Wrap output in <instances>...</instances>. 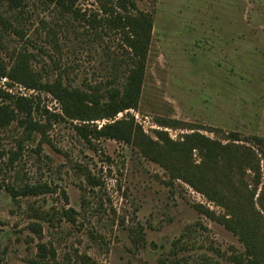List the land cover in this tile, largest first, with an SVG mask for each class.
<instances>
[{
  "label": "rangeland",
  "instance_id": "obj_1",
  "mask_svg": "<svg viewBox=\"0 0 264 264\" xmlns=\"http://www.w3.org/2000/svg\"><path fill=\"white\" fill-rule=\"evenodd\" d=\"M102 4L0 0V114L15 118L0 129V152L8 154L0 264H34L40 244L55 253L51 264H238L239 237L202 208L224 210L171 180L132 140L136 127L154 140L156 131L173 141L190 133L161 127L165 119L204 128L212 139L264 138V0H129L128 14L152 27L137 107L109 120H69L52 84L105 96L136 68ZM115 4L108 6L127 14ZM20 121L44 126L46 137L35 134L20 149ZM25 185L50 191L15 199L6 190Z\"/></svg>",
  "mask_w": 264,
  "mask_h": 264
},
{
  "label": "trees",
  "instance_id": "obj_2",
  "mask_svg": "<svg viewBox=\"0 0 264 264\" xmlns=\"http://www.w3.org/2000/svg\"><path fill=\"white\" fill-rule=\"evenodd\" d=\"M76 1L57 0V3L62 6L67 4L70 8ZM99 1L103 3V11L111 14L105 21L123 32L125 44L135 56L136 68L122 90L108 89L105 96L101 95V91L104 92L101 88H94L92 94H87L64 88L60 81L50 86V93L59 100L65 118L84 123L109 120L137 107L152 34L151 24L144 16L128 14L129 0H116L115 4L126 15L118 14L115 7L109 8L108 5H114L115 0ZM14 119L0 114V129L8 128ZM19 125L23 128V138L18 141L20 149L26 141L33 140L35 134L42 139L46 137L44 126L24 121H20ZM160 125L190 133L183 134L179 141H173L167 132L156 131L154 140L141 127H136L133 146L143 157L163 167L171 180L182 181L224 210L222 216H217L202 208L209 218L239 237L245 252L234 258L238 264H264V138L255 137L253 143L248 145L236 133L229 134L223 140L212 139L201 133L204 128L175 119L162 120ZM208 132L219 134L215 128H209ZM195 154L199 162L194 159ZM7 155L0 152V170L1 162ZM16 157L17 153L9 154L8 165H13ZM6 190L16 199L49 193L50 188L47 185H25L7 186ZM50 253L55 259V253ZM50 253L45 245L40 244L38 260L34 264H51L47 261Z\"/></svg>",
  "mask_w": 264,
  "mask_h": 264
}]
</instances>
